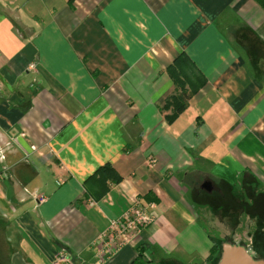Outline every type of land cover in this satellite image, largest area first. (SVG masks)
I'll list each match as a JSON object with an SVG mask.
<instances>
[{"label": "crops", "instance_id": "0c3cea01", "mask_svg": "<svg viewBox=\"0 0 264 264\" xmlns=\"http://www.w3.org/2000/svg\"><path fill=\"white\" fill-rule=\"evenodd\" d=\"M182 53L207 83L169 124ZM0 154V264H218L213 245L255 225L229 198L264 195V11L0 0ZM137 200L154 224L101 262L97 237Z\"/></svg>", "mask_w": 264, "mask_h": 264}, {"label": "built area", "instance_id": "2783aa9c", "mask_svg": "<svg viewBox=\"0 0 264 264\" xmlns=\"http://www.w3.org/2000/svg\"><path fill=\"white\" fill-rule=\"evenodd\" d=\"M36 151L35 146L30 147ZM3 156L0 154V160ZM2 173L0 172V177ZM39 203L46 202L44 197H38ZM152 204H146L137 200L120 217L112 220L105 232L99 235L95 241L96 258L103 262L105 259L117 254L123 248L132 244L140 236L141 232L155 222V216L150 211ZM66 256L62 257L65 260Z\"/></svg>", "mask_w": 264, "mask_h": 264}, {"label": "trees", "instance_id": "16d2710c", "mask_svg": "<svg viewBox=\"0 0 264 264\" xmlns=\"http://www.w3.org/2000/svg\"><path fill=\"white\" fill-rule=\"evenodd\" d=\"M264 11V0H253ZM166 73L174 85V93L166 100L162 111H170V115H166L167 122L172 123L179 115H181L188 107L189 101L204 86L207 81L205 76L197 69L194 63L184 53L178 55L172 63L166 68ZM108 166H103L96 171L95 175L100 176V172H104ZM97 183V181H95ZM219 253V248L214 244L208 261H212ZM143 255H139L137 262L146 264Z\"/></svg>", "mask_w": 264, "mask_h": 264}, {"label": "rangeland", "instance_id": "374dc122", "mask_svg": "<svg viewBox=\"0 0 264 264\" xmlns=\"http://www.w3.org/2000/svg\"><path fill=\"white\" fill-rule=\"evenodd\" d=\"M250 192L251 190L246 193V199L245 197L241 196L237 197V195L234 196V198H229L233 202V205L230 206V208L233 209L235 213L240 212L242 216H246L247 214L250 217L254 215L252 219H254L255 225L252 229L248 230L250 239H247V243H241L239 241L235 243L219 242L215 245L219 248L220 256L222 254L223 247L229 245L232 247H241L245 250L252 251L254 254H256V258L259 261L264 262V195L259 196L255 194V197L250 200L249 198L253 196V194H250ZM224 198L227 200L228 197L225 196ZM238 199L242 201L240 202ZM215 206L218 210H227L228 208L227 205L223 204L221 198L217 199ZM217 231L220 234V228H217Z\"/></svg>", "mask_w": 264, "mask_h": 264}, {"label": "water", "instance_id": "95a60500", "mask_svg": "<svg viewBox=\"0 0 264 264\" xmlns=\"http://www.w3.org/2000/svg\"><path fill=\"white\" fill-rule=\"evenodd\" d=\"M254 253L241 247L226 245L223 247L218 264H264V262L253 259Z\"/></svg>", "mask_w": 264, "mask_h": 264}, {"label": "flooded vegetation", "instance_id": "af4514ba", "mask_svg": "<svg viewBox=\"0 0 264 264\" xmlns=\"http://www.w3.org/2000/svg\"><path fill=\"white\" fill-rule=\"evenodd\" d=\"M255 255V254H254Z\"/></svg>", "mask_w": 264, "mask_h": 264}]
</instances>
